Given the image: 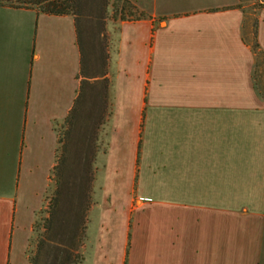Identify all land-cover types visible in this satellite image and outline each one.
<instances>
[{
  "label": "crops",
  "instance_id": "0c3cea01",
  "mask_svg": "<svg viewBox=\"0 0 264 264\" xmlns=\"http://www.w3.org/2000/svg\"><path fill=\"white\" fill-rule=\"evenodd\" d=\"M128 1L78 264H264V99L241 0ZM255 31L264 53L261 7ZM79 70L73 17L0 8V264H30Z\"/></svg>",
  "mask_w": 264,
  "mask_h": 264
},
{
  "label": "trees",
  "instance_id": "16d2710c",
  "mask_svg": "<svg viewBox=\"0 0 264 264\" xmlns=\"http://www.w3.org/2000/svg\"><path fill=\"white\" fill-rule=\"evenodd\" d=\"M89 1V2H88ZM92 0H0V7L35 9L53 16H71L74 19L76 39L80 52L79 90L74 105L57 130L55 164L44 194L43 233L37 241V253L43 252L44 264H78L91 205L94 181V160L97 153L96 135L103 125L109 107V53L104 31L106 0L100 2L97 15H88ZM264 8V5H261ZM120 20H124L120 18ZM250 46L255 55L259 50L254 31ZM109 115V112H108ZM95 119L91 138L81 133V124L87 117ZM94 136V137H93ZM45 206V207H44ZM37 221L34 223L35 231ZM38 255L28 257L37 264Z\"/></svg>",
  "mask_w": 264,
  "mask_h": 264
},
{
  "label": "rangeland",
  "instance_id": "374dc122",
  "mask_svg": "<svg viewBox=\"0 0 264 264\" xmlns=\"http://www.w3.org/2000/svg\"><path fill=\"white\" fill-rule=\"evenodd\" d=\"M89 2V1H88ZM100 2L97 0H92L90 4V11L84 10L83 12L88 15H97V11L100 7ZM107 5L104 9V31L107 36V45H108V53L109 59L114 51L115 37H116V28L117 24L120 21V18L123 19H134L138 18L137 13H134L132 10V5L128 0H106ZM240 7L243 8L245 13L244 20V38L247 43L251 46L254 43V31H255V22H256V14L261 7L259 0H241ZM1 8V7H0ZM89 12V13H88ZM253 80L256 87V91L258 94L264 99V53H259L254 56V70H253ZM110 104V103H108ZM109 107L106 113L105 122L99 128L96 135V146L97 152H101L104 149V140L106 134V122L108 121V112ZM95 119L92 117H87L81 124V133L87 138H91V131L94 132L95 128ZM94 137V136H93ZM95 168V164L93 166ZM45 207V206H44ZM45 217V213H38L36 216L37 226L35 231H33L32 236L30 238V242L28 245V257L32 258L37 256V241L41 237L43 233L42 221ZM78 256L81 255V249L78 250ZM37 264H44V255L43 252L39 253L37 258Z\"/></svg>",
  "mask_w": 264,
  "mask_h": 264
}]
</instances>
